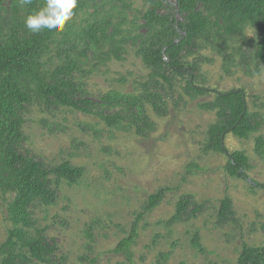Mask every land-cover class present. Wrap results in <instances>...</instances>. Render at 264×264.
<instances>
[{
  "label": "rangeland",
  "instance_id": "374dc122",
  "mask_svg": "<svg viewBox=\"0 0 264 264\" xmlns=\"http://www.w3.org/2000/svg\"><path fill=\"white\" fill-rule=\"evenodd\" d=\"M149 10L142 0H101L79 12L43 58L48 70L67 55L74 58L79 62L74 77L80 96L98 103L97 113L123 116L119 125L109 127L98 116L65 107L48 109L34 103L26 110L24 148L31 156L48 166L68 162L84 169L75 183L62 180L54 187V203L33 202L28 207L35 227L57 247L44 264H130L127 257L131 264H237L243 244L264 247V190L252 185L264 183V66L252 60L251 47L238 50L255 38V31L248 26L225 38L227 60L208 42H200L185 58V67L197 63L194 84L207 94H190L187 76L173 74L167 86L148 84V91L159 96L163 113L144 100L141 106H117L106 96L138 97L149 80V69L133 43L135 35L149 29L144 26ZM155 14L184 20L177 0H164ZM111 34L112 44L125 39L119 42V59L109 52L112 44L103 42ZM99 38L102 42L95 44ZM231 90L243 91L255 129L246 137L229 133L223 144L228 152L246 156L249 182L229 176L227 157L208 148V129L218 121L219 109L212 105L216 93ZM207 104L211 108L204 107ZM139 111L147 126L132 122ZM257 138L263 142L259 151ZM161 190L165 192L160 202L145 212L148 197ZM225 196L234 221L219 224ZM12 198L0 194V243L9 226L3 211ZM184 198L190 205L179 219L171 220ZM194 206L198 211L188 213ZM133 224L136 238L129 253H112Z\"/></svg>",
  "mask_w": 264,
  "mask_h": 264
},
{
  "label": "trees",
  "instance_id": "16d2710c",
  "mask_svg": "<svg viewBox=\"0 0 264 264\" xmlns=\"http://www.w3.org/2000/svg\"><path fill=\"white\" fill-rule=\"evenodd\" d=\"M101 0H79L77 14L95 7ZM150 10L144 18L147 33L133 37L135 53L149 69V80L142 85V95L138 97L107 95L114 104L126 103L127 107L141 106L147 101L158 113H163L161 100L148 91V84H171V75L187 76L186 90L193 95L203 96L208 90L196 86L197 63L185 67L183 61L194 53L200 42H208L229 59L225 53V38L239 35L246 27L255 31V38L246 40L238 50L251 47L252 60L264 66V0H177V8L184 15L183 21L170 20L169 16H158L164 0H142ZM5 2V3H3ZM43 0H33L28 6H21L19 0H0V194H13L3 211L4 220L9 224L5 240L0 243V264H44L57 250L56 244L48 242L44 230L35 227L28 211L33 202L49 205L55 202L54 187L64 180L75 183L84 173L81 167L62 162L55 166L45 165L34 159L24 148V114L28 107L38 104L48 109L65 107L87 115L98 116L106 126L119 125L123 116L116 113H97L98 103L79 94L80 84L74 73L79 62L67 55L65 60L52 70L44 66L43 58L50 50L57 35L49 32L33 35L24 25L27 13L37 8ZM68 26V25H67ZM138 29L141 27H137ZM101 34L104 31L100 32ZM90 35V41L93 39ZM113 34L105 36L108 44ZM102 42L99 38L95 44ZM120 44L125 39L111 45V54L119 59ZM95 47V46H93ZM144 100V101H143ZM214 107L219 109L217 123L208 129V148L227 157L225 170L231 177L250 181L245 174L247 162L242 152H228L223 142L227 134L246 137L255 129L247 113L243 91L231 90L216 93ZM211 108V104L204 105ZM133 123L147 126L145 116L139 111L134 114ZM139 130V128H138ZM142 132L143 130L140 129ZM263 142L256 140V150H261ZM251 183V182H250ZM255 188L264 190V183L252 182ZM164 190L148 197L145 212L156 206L163 197ZM190 199H180L171 220L179 219ZM194 206L188 213L198 211ZM231 202L225 196L220 201L217 221L223 224L232 218ZM142 214L137 216L140 219ZM136 238L133 224L127 237L121 239L112 253L127 255ZM197 235L193 242H197ZM131 264V259L126 258ZM237 264H264V247L242 245Z\"/></svg>",
  "mask_w": 264,
  "mask_h": 264
},
{
  "label": "clouds",
  "instance_id": "9594fccd",
  "mask_svg": "<svg viewBox=\"0 0 264 264\" xmlns=\"http://www.w3.org/2000/svg\"><path fill=\"white\" fill-rule=\"evenodd\" d=\"M28 6L33 0H19ZM79 0H43V3L24 18L25 28L33 35L49 32L58 35L64 32L77 15Z\"/></svg>",
  "mask_w": 264,
  "mask_h": 264
}]
</instances>
